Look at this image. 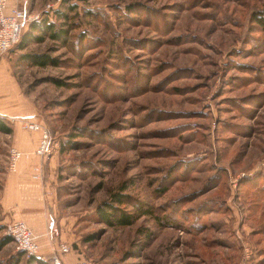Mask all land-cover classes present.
I'll return each mask as SVG.
<instances>
[{"label": "rangeland", "instance_id": "obj_1", "mask_svg": "<svg viewBox=\"0 0 264 264\" xmlns=\"http://www.w3.org/2000/svg\"><path fill=\"white\" fill-rule=\"evenodd\" d=\"M19 1L37 19L0 59V191L11 149L34 160L39 134L23 122L40 125L49 154L30 164L44 168L33 177L58 229L50 246L63 239L93 264H241L248 247L264 264V35L252 21L264 0ZM116 192L173 224L102 222ZM9 221L0 209V264H50L16 250Z\"/></svg>", "mask_w": 264, "mask_h": 264}, {"label": "built area", "instance_id": "obj_2", "mask_svg": "<svg viewBox=\"0 0 264 264\" xmlns=\"http://www.w3.org/2000/svg\"><path fill=\"white\" fill-rule=\"evenodd\" d=\"M62 0H56V5ZM48 9H53V6H47ZM47 9V10H48ZM37 16L27 14L25 10L19 7L9 8L7 0H0V59L4 58L8 52L15 48L22 39L23 32L26 26L36 20ZM23 128L29 132L39 134V144L37 149L31 153L34 157L44 158L49 154L50 138L47 130L33 122L24 121ZM28 157L27 154L20 152L17 149L9 151V168L14 170L19 160ZM35 178H41L42 166L39 164L34 168ZM57 227L52 226L47 234H57ZM5 234L8 235L16 250L23 252L26 257L38 256L40 253V245L38 243V235L30 228L24 220H11L6 224ZM248 248V247H247ZM245 249L246 256L243 257L241 264H250L249 248ZM71 246L65 241L60 240L55 246L51 247L48 254V260L51 264H93L86 258H77L74 262L68 263L65 261V256L70 254Z\"/></svg>", "mask_w": 264, "mask_h": 264}, {"label": "crops", "instance_id": "obj_3", "mask_svg": "<svg viewBox=\"0 0 264 264\" xmlns=\"http://www.w3.org/2000/svg\"><path fill=\"white\" fill-rule=\"evenodd\" d=\"M7 1L9 8L17 7L20 2L19 0ZM27 27L28 25L26 26L23 35L27 31ZM33 147L34 141L32 140L31 143L29 142L26 150H31L30 152L33 153ZM33 159L34 160L19 161L15 171L7 172L4 167L5 172H3V175L5 178L0 191V209L2 213L5 214L6 220L11 221L23 219L28 223L32 230L38 235V243L40 245V254L38 256L41 255L42 257H46L51 251L50 244L52 243L51 237L47 234V230L50 228L47 219V208L48 206L51 207V203L50 201L46 203L44 199L41 200L40 194L42 193L43 195L41 182L38 183L33 177L34 169L33 165L30 164L32 162L35 163L38 159L37 157H34ZM36 164L35 166L39 163ZM41 166L44 176V168L43 165ZM39 185L41 186V189ZM46 204H48V206ZM75 260V254H68L65 256V261L68 263H72Z\"/></svg>", "mask_w": 264, "mask_h": 264}, {"label": "trees", "instance_id": "obj_4", "mask_svg": "<svg viewBox=\"0 0 264 264\" xmlns=\"http://www.w3.org/2000/svg\"><path fill=\"white\" fill-rule=\"evenodd\" d=\"M76 6H68V10L73 12ZM131 8L127 7V11L130 12ZM55 15L60 19L68 20V16L66 13L57 10ZM252 21L255 24V27L264 35V10L255 12L252 16ZM33 27V28H32ZM31 29H36L35 26H32ZM47 31L50 33V37L56 41H60L62 45H66V41H63L61 37L66 36V31L63 29L55 30L54 25L48 24ZM41 36L33 37L31 39L32 43H40L42 41ZM24 44V42H22ZM22 59L28 61L30 65L44 67L47 65L54 66L56 65V61L51 59L46 55H24ZM59 85V82H55ZM0 130L5 133H10V129L3 126L2 122H0ZM215 185V184H214ZM213 186V185H212ZM166 191V190H165ZM163 190V192H165ZM123 204H130L132 210H125L120 207L119 205ZM210 204H214L211 202ZM145 203L138 199H133L128 194L123 192H116L113 193L111 196L110 201L104 202L102 205L97 207V212L101 221L108 224V225H121V226H128L133 224L135 220H137L142 215H153L156 216V211L152 210V208H144ZM158 223L163 224H173L166 220L165 217H157ZM48 257V256H47ZM43 258L39 256L28 257V260ZM49 263V262H48ZM51 264V263H50Z\"/></svg>", "mask_w": 264, "mask_h": 264}]
</instances>
